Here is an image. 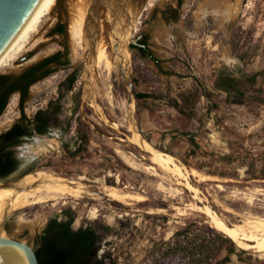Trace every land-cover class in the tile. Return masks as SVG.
<instances>
[{"label":"rangeland","instance_id":"obj_1","mask_svg":"<svg viewBox=\"0 0 264 264\" xmlns=\"http://www.w3.org/2000/svg\"><path fill=\"white\" fill-rule=\"evenodd\" d=\"M152 1L134 20L136 30L125 18L113 23L109 8L103 11L95 48L87 56L72 41L69 25L76 7L88 11L91 0H57L33 45L20 56L30 54L29 60L19 58L0 72L18 74L58 51L67 54L70 68L61 67L31 87L25 113L32 118L58 98L67 75L80 69L75 89L62 100L61 130L25 140L15 152L24 169H33L30 173L44 170L82 182L92 192L11 210L3 235L35 247L49 219L69 209L75 229L94 225L103 234L100 253L111 254L107 264H181V254L164 255V242L172 241L189 219L212 227L200 207L209 206L230 226L264 218V179H251L264 177V104L236 103L215 89L221 71L242 78L264 70V0H184L176 19L169 18L168 10L178 8V0ZM126 8L132 17L130 4ZM62 23L65 34L51 36ZM141 33L149 35L159 66L132 47L131 39ZM100 43L113 61L109 70L95 66ZM233 58L239 63L229 65ZM138 93L154 97L138 98ZM21 116L16 93L0 117V133ZM132 126L154 148L172 155L186 177L152 164L148 152L129 142ZM119 150L131 153L137 168L126 164ZM192 168L214 178L200 180ZM22 177L0 180V185ZM186 181L199 191H190ZM110 186L143 194L145 200L115 202L105 194ZM242 250L229 264H264V254Z\"/></svg>","mask_w":264,"mask_h":264},{"label":"trees","instance_id":"obj_2","mask_svg":"<svg viewBox=\"0 0 264 264\" xmlns=\"http://www.w3.org/2000/svg\"><path fill=\"white\" fill-rule=\"evenodd\" d=\"M62 34L66 32L65 24H59L53 31ZM146 41V40H145ZM133 48L135 46H132ZM143 57L146 50L141 49ZM64 58V61L61 59ZM52 63H59L55 68ZM71 62L67 54L58 51L29 66L20 75H0V117L6 110L13 94L20 93V105L22 116L14 126L0 139L16 136L34 138L37 134L51 135L60 130V116L63 112L62 100L76 87L80 78V69L72 70L62 82L59 88V97L51 100L45 109H41L33 117L29 118L25 113V104L30 98V89L38 81L57 72L61 67L70 68ZM160 65V61H157ZM11 84L8 87V84ZM215 89L227 94L228 99L235 98L236 103L250 100L253 104H264V70L247 74L242 78L235 77L226 71H221L216 77ZM138 98L154 97L148 93H138ZM69 124L65 132H68ZM23 139H16L12 144H20ZM21 163V162H20ZM15 160L11 152H3L0 148V178L8 177L14 167ZM201 170V168H199ZM33 169H24L22 176ZM213 175L228 176V174L211 173ZM251 179H264L254 176ZM75 214L72 210L65 209L62 215L52 217L47 222L42 233L37 237L36 254L39 264H107L111 259L110 253L101 254L104 240L97 227L88 225L78 230L73 229ZM168 247L164 255L181 254V264H229L234 257L244 251L225 233L212 228L199 219H189L185 226L177 230L172 241L164 242ZM223 253H225L223 255ZM115 264V263H112Z\"/></svg>","mask_w":264,"mask_h":264},{"label":"bare ground","instance_id":"obj_3","mask_svg":"<svg viewBox=\"0 0 264 264\" xmlns=\"http://www.w3.org/2000/svg\"><path fill=\"white\" fill-rule=\"evenodd\" d=\"M80 3H82V1ZM148 4L152 6L153 1L149 0ZM56 5L57 0L39 1L36 8L26 20L22 28L0 54V72L6 68L12 67L19 60L20 56L26 52V49L33 45L34 41L36 40V36L40 32V26H42L41 23L46 17L51 15ZM83 5L77 6L75 15L72 14L74 17H71L72 20L69 25V32L71 39L77 48L81 51H86L89 46L88 24L86 20L88 11L87 7ZM134 5L135 3L130 5V7L135 8L136 6ZM142 11L143 9L140 11V13ZM106 46L107 45L100 43L96 51L94 60L95 66L98 69H100L102 66H105L109 70L113 66V61ZM129 131L131 132V136L128 138L129 142L136 147L141 148L143 151L148 152L150 154L149 160L152 162V164H155L161 169L168 171V173L171 172L179 176V178L186 177L185 173L183 172L184 168L182 169V167L176 163L175 158L172 155L154 148L150 142L146 141L140 135V131L138 132L136 126H132ZM117 153L126 164H128L130 167H133L134 169L137 168V162L134 160L131 153L128 155V153H124L120 150L117 151ZM191 174L200 180L214 178L212 175H204L194 168L191 169ZM185 185L195 194L199 191L198 188L193 186L189 181H186ZM87 188L88 186L82 182L68 180L65 177H57L44 170L33 172L21 180L12 182V184L7 188H0V224L4 218L7 217L6 215L11 210L25 209L60 198L73 197L81 199L86 195H92V192L87 191ZM105 194L113 201L122 204H128L129 201L141 202L145 200L143 194L126 192L113 186L107 187L105 189ZM200 208L203 210V213L207 214V216L210 218L212 225L217 230L225 233L226 236H229L231 239H233L239 247L245 250H254L257 253L264 254L263 217L248 219L244 224L230 226L209 206H203ZM200 208L197 207V209Z\"/></svg>","mask_w":264,"mask_h":264},{"label":"water","instance_id":"obj_4","mask_svg":"<svg viewBox=\"0 0 264 264\" xmlns=\"http://www.w3.org/2000/svg\"><path fill=\"white\" fill-rule=\"evenodd\" d=\"M39 1L40 0H0V54L22 28ZM127 3L130 5L135 3L134 6L136 7L132 8V17L129 10L126 8ZM146 3H148L147 0H126L125 2L122 0H91L87 18L89 46L86 50V55L89 56L90 52L95 48L97 42L96 34L99 32V20L103 11L109 8L113 23H115L118 18L120 22L122 18H125V21L130 24L134 30V20L140 18V11L142 9L143 11L146 10ZM131 18H133V20H131ZM115 38L117 44H119L120 38ZM131 42L136 44L135 39H131ZM29 56L30 54L22 56L19 61L21 63L26 62L29 60ZM29 174L31 173H27L24 177ZM11 184L12 182L0 185V188H7ZM3 221L0 224V264H39L36 249L32 245L2 234L4 227Z\"/></svg>","mask_w":264,"mask_h":264},{"label":"flooded vegetation","instance_id":"obj_5","mask_svg":"<svg viewBox=\"0 0 264 264\" xmlns=\"http://www.w3.org/2000/svg\"><path fill=\"white\" fill-rule=\"evenodd\" d=\"M183 1L184 0H178V8H173V7H171L169 10H168V15H169V18H172V19H176L177 18V16H178V9H179V7H181V6H183ZM165 18H166V20H168V17H166L165 16ZM63 24V23H62ZM58 27V26H57ZM56 27V28H57ZM55 28V29H56ZM55 35H63L62 33H60L59 31H56L55 33H53L52 32V35L51 36H55ZM137 37H139V38H137ZM136 38H135V40H136V44H134V43H132V46H135L134 48H136V49H138L139 50V52L141 53V55H142V52H141V49H145L146 50V57L147 58H150L156 65H157V61H158V58L156 57V55H155V53L153 52V50L151 49V47H150V45H149V43H148V41H149V35L147 34V33H141V34H139L138 36H137ZM146 40V41H145ZM143 56V55H142ZM46 58V57H45ZM61 61H64V58L63 59H61L60 60V62ZM59 65V63H52L51 65H50V67H52V68H55V67H57ZM158 66V65H157ZM25 71V70H24ZM24 71H22V72H20V73H18V74H16V75H20L21 73H23ZM49 77V76H48ZM47 78V77H46ZM46 78H44V79H46ZM44 79H42V80H44ZM42 80H40V81H38L37 83H39V82H41ZM36 83V84H37ZM11 84L9 83L8 84V87L10 86ZM35 85V84H34ZM33 85V86H34ZM19 95H20V93H18ZM59 97V96H58ZM49 105V104H48ZM47 105V106H48ZM41 109H45V108H40L39 110H41ZM38 110V111H39ZM38 111L36 112V114L38 113ZM35 114V115H36ZM34 115V116H35ZM33 116V117H34ZM32 117V118H33ZM61 117V116H60ZM21 118V117H20ZM19 118V119H20ZM15 124V123H14ZM14 124L11 126V127H9V128H7V129H5V131H3V132H1L0 133V136L1 135H5L8 131H10V129L14 126ZM68 127V126H67ZM66 127V128H67ZM66 128H65V130H66ZM60 130H61V128H60ZM36 136H47V135H40V134H37L36 133ZM16 139H23L24 141L25 140H28V139H30L29 137H23V136H16V137H14V138H12V139H10V138H8V137H5V138H3V139H0V148H2V151L3 152H11L12 153V156H13V159L15 160V162H16V164H15V167H14V169H13V171H12V173L8 176V177H6V178H3V179H1L0 178V180H7V179H9V178H11V177H20V176H22V173L24 172V168L22 167V165H21V161H20V159H19V157L16 155V152H15V148L16 147H18L20 144H12V142L14 141V140H16ZM23 143V142H22ZM73 229L74 230H78V229H75L74 227H73ZM42 233V232H41ZM40 233V234H41ZM39 234V235H40Z\"/></svg>","mask_w":264,"mask_h":264},{"label":"clouds","instance_id":"obj_6","mask_svg":"<svg viewBox=\"0 0 264 264\" xmlns=\"http://www.w3.org/2000/svg\"><path fill=\"white\" fill-rule=\"evenodd\" d=\"M227 63H228L229 65H234V64L239 63V61L233 58V59H229V60L227 61Z\"/></svg>","mask_w":264,"mask_h":264}]
</instances>
